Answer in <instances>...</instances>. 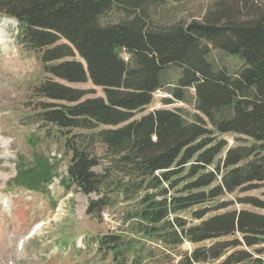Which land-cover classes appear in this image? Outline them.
Segmentation results:
<instances>
[{"label": "trees", "instance_id": "trees-1", "mask_svg": "<svg viewBox=\"0 0 264 264\" xmlns=\"http://www.w3.org/2000/svg\"><path fill=\"white\" fill-rule=\"evenodd\" d=\"M162 1L0 0V12L18 21L20 45L40 53L46 73L68 84L89 78L103 88L104 97L83 99L86 90L48 78L33 95L47 100L39 102L37 120L59 132L112 127L95 132L107 156L100 173L93 170L99 158L89 148L88 138L74 143L66 140L71 156L62 183L98 196L90 199L86 208L93 217H99L105 206L114 205L117 196L121 197L117 202H130L122 212L124 221H130L128 230L95 239L97 249L111 252L116 264H122L129 253L134 263L142 261L139 239L154 237L179 245L184 239L199 243L236 232L242 241L233 245L253 246L264 239V214L230 211L194 226H186L185 220L176 215L223 190L250 188L264 181V1L217 0L215 8L219 11L214 10L205 19L193 18L165 28L149 26L147 5ZM112 9L128 17L103 25L100 17ZM61 38L73 48L58 43ZM212 47L237 55L241 68L231 74L215 66L209 58ZM74 49L86 68L78 60H63L72 57ZM169 67L178 68L179 74L175 75V86L165 89L173 84L166 79ZM158 89L170 95L162 99L165 104L172 100L186 102V92L194 90V109L207 120L195 112L188 121L182 111L170 109H155L133 119L152 102ZM215 132L241 134L253 143L228 147L214 171H208L207 166L214 164L227 146ZM187 163L188 177L193 179L176 189ZM54 170L48 158L38 156L31 166L18 169L14 183L39 189L50 181ZM220 171V182L215 184ZM112 172L119 178L112 179ZM169 190H173L171 195ZM113 193L118 195L112 197ZM248 199L262 205L255 198ZM205 213L200 211L196 217L200 219ZM170 214L175 218L169 219ZM217 246L219 251L210 258H218L228 243L219 242ZM212 249H195L179 264L205 262L206 252ZM249 258L241 250L229 255L226 263ZM255 264L263 262L256 258Z\"/></svg>", "mask_w": 264, "mask_h": 264}, {"label": "rangeland", "instance_id": "rangeland-1", "mask_svg": "<svg viewBox=\"0 0 264 264\" xmlns=\"http://www.w3.org/2000/svg\"><path fill=\"white\" fill-rule=\"evenodd\" d=\"M217 4V0H165L147 5L145 18L149 26L165 28L178 22L186 23L193 18L205 19L214 10L219 11V8H215ZM127 15L119 9H112L100 17V22L103 25L115 23L127 18ZM3 16L0 13V21ZM10 20H6L7 24L0 22V29L4 28L7 34L6 44L0 43V264H116L111 252L99 251L91 240L107 233L125 231L130 221H124L122 212L130 202H117L121 197L113 193L111 196H117L118 199L116 203L104 208L99 218H94L87 215L85 210L88 200L98 196L94 193L84 195L75 186L67 189L58 184L56 178L65 175L71 156V152L65 147L66 140L74 143L76 140L88 138L91 141L89 148L99 158V164L93 170L96 173L103 170L107 156H104V147L95 135L100 127L94 130L71 129L63 133L57 131L53 125H42L37 120L35 114L39 110V102L47 100L34 96V90L46 78L57 79L43 71L38 54L25 51L18 45L16 28ZM122 56L126 58L125 54ZM209 58L215 66L225 68L231 74L236 73L242 66L237 55H229L219 48H210ZM68 59H77L84 63L78 53ZM167 71L166 79L173 80V84L167 85L165 89L175 86V75L179 74L178 68L169 67ZM69 86L86 90L83 98L104 96L103 88L93 84L90 79ZM165 89L156 91L151 104L137 113L135 118L153 109L166 108L182 111L188 121L193 119L195 112L207 120L194 109V101L191 99L194 90L186 92V102L172 100L165 104L162 97L170 96ZM214 135L217 139L226 140L227 146L208 169L222 160L228 147L253 143L251 139L232 132H215ZM86 141L87 139L84 142ZM53 154L59 157H52ZM38 156L48 157L50 162L56 165V177L52 179L54 185L47 184L44 192L40 189L29 190L14 183L16 168L31 166L34 158ZM188 166L185 164L182 167L179 176L183 177V180L176 189L193 179L188 177ZM111 176L112 179H117L120 175L112 172ZM218 180H215V184ZM248 198H255L262 205L257 206ZM204 210L205 215L198 219L196 213ZM241 210L264 214V181L250 188L240 187L230 192L223 190L221 194L176 215L185 220L186 226H194L213 215ZM173 218L175 215H170L169 219ZM39 222L43 225L37 228L33 235H28ZM20 240L23 241V248L17 249ZM234 241H242L240 233L199 243L184 239L179 245L160 242L154 237L139 239V244L143 246L142 261L134 263L129 253L122 264H179L193 250H203L207 247H213L211 251L206 252L207 261L194 264H227L228 256L241 250L247 252L251 258L239 262L229 261L228 264H255L256 258L261 259L264 264V239L253 246H246L244 243L231 244ZM219 242H227L228 246L224 251H220L218 258H210L219 251Z\"/></svg>", "mask_w": 264, "mask_h": 264}, {"label": "bare ground", "instance_id": "bare-ground-1", "mask_svg": "<svg viewBox=\"0 0 264 264\" xmlns=\"http://www.w3.org/2000/svg\"><path fill=\"white\" fill-rule=\"evenodd\" d=\"M7 22L6 21H4V24H6ZM7 34L4 32V30L3 29H0V43L1 44H6V42H7Z\"/></svg>", "mask_w": 264, "mask_h": 264}, {"label": "built area", "instance_id": "built-area-1", "mask_svg": "<svg viewBox=\"0 0 264 264\" xmlns=\"http://www.w3.org/2000/svg\"><path fill=\"white\" fill-rule=\"evenodd\" d=\"M254 1H256V2H263L264 0H254Z\"/></svg>", "mask_w": 264, "mask_h": 264}]
</instances>
